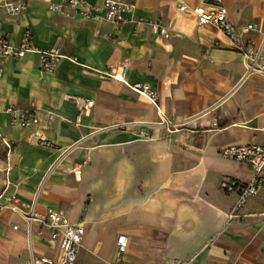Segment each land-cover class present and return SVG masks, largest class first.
Masks as SVG:
<instances>
[{
	"label": "crops",
	"instance_id": "0c3cea01",
	"mask_svg": "<svg viewBox=\"0 0 264 264\" xmlns=\"http://www.w3.org/2000/svg\"><path fill=\"white\" fill-rule=\"evenodd\" d=\"M127 1L134 17L119 27L54 12L44 0H27L16 17L0 7V32L12 43L31 28L38 48L73 56L52 72L41 69L38 50L1 64L0 133L13 147L0 141V264H32L34 254L59 261L50 228L25 215L34 203L40 214L53 208L84 226L76 264H264V184L237 207L254 173L219 153L264 143V75L248 74L224 32L179 10L211 0ZM215 1L235 24L256 22L243 40L263 45L264 0ZM213 42L220 47L203 52ZM125 62L123 82L114 74ZM138 82L157 89V106L132 89ZM75 97L94 101L89 115ZM11 106L56 116L23 127L11 124ZM225 180L239 186L226 191ZM13 195L19 200L8 201ZM119 234L129 242L123 254Z\"/></svg>",
	"mask_w": 264,
	"mask_h": 264
},
{
	"label": "built area",
	"instance_id": "2783aa9c",
	"mask_svg": "<svg viewBox=\"0 0 264 264\" xmlns=\"http://www.w3.org/2000/svg\"><path fill=\"white\" fill-rule=\"evenodd\" d=\"M49 3L50 10L61 12L66 16L82 15L88 19H104L116 27L121 26L128 20H133L135 4L127 0H103L99 5L88 2L86 0H44ZM0 7L4 8L7 15L16 17L24 13L27 8V0H0ZM179 10H192L196 16L199 26L213 25L230 37L235 48H237L245 57L247 67L254 70H263L264 64L260 62L263 58L262 45H258L255 41H244L245 34L256 29V22H249L245 25L235 24L231 17L228 8L221 2L211 0L199 6H191L182 4ZM131 15L132 17H129ZM137 25L149 23L154 29L158 27L157 23L147 22L145 19H136ZM1 23V20H0ZM161 33L168 36L166 29H162ZM38 50L40 54V67L44 71H54L60 61L64 58L71 59L73 56L65 54L60 46L52 48H38L34 43L33 32L31 28H27L25 34L19 43H12L9 36L0 32V82L3 69L1 64L7 56L23 57L27 53ZM128 63H124L119 67V70L114 74V77L126 82V74ZM132 89L150 100L156 106L159 103V93L151 84L138 82L131 85ZM76 105L81 114L89 115L91 113L94 101L89 98L75 97ZM7 112L11 117V124H17L23 127H29L39 124L41 115L44 114L47 118L48 125L56 116L49 111H43L38 107L31 106L29 108L9 107ZM0 141L5 145L7 151L13 147L12 142L5 140L4 135L0 133ZM39 141L48 144V139L40 135ZM219 153L222 157L238 162H245L250 166L254 173V179L251 183L245 184L240 188V198L237 207L243 206L250 196L259 194L262 185L264 184V143H242L231 144L220 148ZM86 159L83 164H87ZM81 166L73 168L75 173H80ZM239 186L236 180H225L222 182V188L226 191H233ZM2 195L0 194V198ZM19 200L16 196H11L8 201ZM5 205L0 201V209ZM25 215L30 224L35 221H40L48 226L51 232V239L60 248L61 256L57 262L49 255L32 257V264H76L78 246L81 244L85 228L80 223L69 221L68 217L60 210L48 208L44 214H40L35 206V203L30 205L25 212ZM118 254H123L128 249V238L126 234H119L117 237ZM183 264V263H175Z\"/></svg>",
	"mask_w": 264,
	"mask_h": 264
},
{
	"label": "rangeland",
	"instance_id": "374dc122",
	"mask_svg": "<svg viewBox=\"0 0 264 264\" xmlns=\"http://www.w3.org/2000/svg\"><path fill=\"white\" fill-rule=\"evenodd\" d=\"M264 36V35H263ZM263 39H260V40H258V43H260L261 41H262ZM259 45V44H258ZM233 46V45H232ZM260 46V45H259ZM263 47H262V55H263V58L260 60V62H262L263 63V59H264V43H263V45H262ZM202 47H203V52H208V51H210L211 49H214V48H217V47H220V43L219 42H213L212 44H210V45H206V47H204L203 45H202ZM233 48H234V46H233ZM236 51H238V52H240L237 48H234ZM241 53V52H240ZM241 55H242V60H243V63L245 64V67H246V71L249 73V72H258L259 73V75H264V71L263 70H254V71H251V69L250 68H248L247 67V65H246V62H245V57L243 56V54L241 53ZM263 79H264V77H262Z\"/></svg>",
	"mask_w": 264,
	"mask_h": 264
},
{
	"label": "bare ground",
	"instance_id": "6f19581e",
	"mask_svg": "<svg viewBox=\"0 0 264 264\" xmlns=\"http://www.w3.org/2000/svg\"><path fill=\"white\" fill-rule=\"evenodd\" d=\"M246 65H247V63H246ZM249 74V73H248ZM2 77H3V72H2V76H1V79H2Z\"/></svg>",
	"mask_w": 264,
	"mask_h": 264
}]
</instances>
